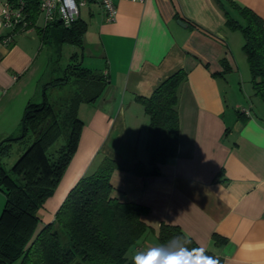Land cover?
<instances>
[{"label":"crops","instance_id":"obj_1","mask_svg":"<svg viewBox=\"0 0 264 264\" xmlns=\"http://www.w3.org/2000/svg\"><path fill=\"white\" fill-rule=\"evenodd\" d=\"M234 1L264 19V0ZM113 2V20L96 1L80 6L78 17L87 23L81 48L58 47L53 37L42 41L35 27L6 42L0 29V140L21 133L27 102H39L54 76L51 51L70 44L68 60L80 51L82 64L102 72L108 84L78 107L84 126L61 182L74 185L99 155L114 158L123 168L112 171V196L145 205L142 219L152 228L132 255L160 245L164 222L180 226L222 264H264V100L254 94L241 33L225 25L216 0ZM36 24H45L42 13ZM180 68L187 78L177 104V154L158 164L156 174L135 173L137 161L148 165V117L136 96L150 95ZM52 204L38 212L42 224L54 218ZM214 234L226 241L215 244Z\"/></svg>","mask_w":264,"mask_h":264},{"label":"trees","instance_id":"obj_2","mask_svg":"<svg viewBox=\"0 0 264 264\" xmlns=\"http://www.w3.org/2000/svg\"><path fill=\"white\" fill-rule=\"evenodd\" d=\"M14 1V0H9ZM27 28L35 27L42 41L53 37L61 43L82 47L86 21L77 17L69 25L55 20L36 24L40 0H23ZM225 15V25L238 30L251 74L254 94L264 100V19L247 6L234 0H216ZM73 52L61 76H52L43 84L39 102L29 100L21 118L18 136L0 140V189L5 203L0 213V264H133V248L148 230L142 216L148 211L135 201H120L112 196V171L123 166L114 158L101 156L94 170L83 174L70 188L54 218L44 222L38 212L53 194L77 150L84 126L78 115L81 103L94 102L108 82L102 72L87 68ZM225 64L224 71L228 70ZM187 70L180 68L163 79L148 96L137 95L148 117L145 149L148 167L137 161L133 172L141 175L158 173V164L177 154L180 120L178 97ZM73 83H75L73 88ZM70 94L51 102L49 88L68 85ZM64 141L58 140L64 135ZM32 136L30 144L18 151L14 162L6 168L2 158L9 154L14 142ZM187 237V247L200 248L178 225L162 222L157 238L160 245L173 237ZM215 244L226 241L214 234ZM205 254L222 264L212 251Z\"/></svg>","mask_w":264,"mask_h":264},{"label":"built area","instance_id":"obj_3","mask_svg":"<svg viewBox=\"0 0 264 264\" xmlns=\"http://www.w3.org/2000/svg\"><path fill=\"white\" fill-rule=\"evenodd\" d=\"M88 0H40L39 10L45 22L59 20L63 25H69L78 17L79 8ZM100 4L105 18L113 20L116 17L117 7L113 0H93ZM142 1V0H139ZM23 0H6L0 11V29L7 31L4 41H11L14 34L27 30ZM248 113L247 108L241 109Z\"/></svg>","mask_w":264,"mask_h":264},{"label":"rangeland","instance_id":"obj_4","mask_svg":"<svg viewBox=\"0 0 264 264\" xmlns=\"http://www.w3.org/2000/svg\"><path fill=\"white\" fill-rule=\"evenodd\" d=\"M71 47H72V45H70V44H64L63 47L61 48V50H55L54 49L51 51V62H50V66L48 68V72H55L54 75H56V76H61L63 74V69L66 66V64L68 63V56H69L68 53L70 52ZM80 60H82V54L80 55ZM72 85L74 88L75 83H73ZM69 86H70V84L60 85L58 87L55 86V87L49 88L47 90L48 100L51 102H54V101L58 100L59 98H65L67 95L70 94L71 89L69 88ZM41 99L42 98H39L38 101ZM64 136H65V133L58 140V142H57L58 144L63 143ZM31 140H32V136L27 135L23 140H21L19 142H14L9 147V154L2 158L3 165L6 168H8L14 162V160L17 158L16 156H18V151L22 150V149L24 150V148L28 144H30ZM100 157H101L100 155L97 156L95 161H93L91 167L87 171L88 173H90V172H92V170H94L95 164L98 161L97 159H99ZM69 164H70V162H69ZM62 179L63 178H61V180H60L59 184L57 185V187L55 188L53 194L46 200L47 205H50V203H53L52 205H54V206L56 205L58 208L60 206V204L62 203L63 199L65 198L66 194L70 190V188L73 186V185L71 187L68 186L67 185L68 183L66 182V180H65V182H61ZM4 203H5V194L0 189V213L3 209ZM11 264H20V261L16 260V261L12 262Z\"/></svg>","mask_w":264,"mask_h":264},{"label":"clouds","instance_id":"obj_5","mask_svg":"<svg viewBox=\"0 0 264 264\" xmlns=\"http://www.w3.org/2000/svg\"><path fill=\"white\" fill-rule=\"evenodd\" d=\"M190 243L187 237H173L167 244L135 252L133 264H219L204 248L187 247Z\"/></svg>","mask_w":264,"mask_h":264},{"label":"water","instance_id":"obj_6","mask_svg":"<svg viewBox=\"0 0 264 264\" xmlns=\"http://www.w3.org/2000/svg\"><path fill=\"white\" fill-rule=\"evenodd\" d=\"M177 23H179V24H181V25H183V26L186 25V22H185L183 19H178V20H177Z\"/></svg>","mask_w":264,"mask_h":264}]
</instances>
